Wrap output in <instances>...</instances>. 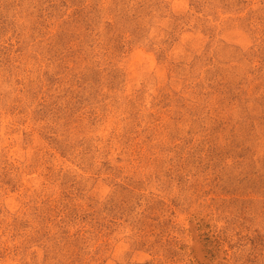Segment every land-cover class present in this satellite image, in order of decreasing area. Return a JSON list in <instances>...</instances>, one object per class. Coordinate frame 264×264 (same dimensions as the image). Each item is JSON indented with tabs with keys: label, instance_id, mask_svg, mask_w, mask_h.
<instances>
[{
	"label": "rangeland",
	"instance_id": "obj_1",
	"mask_svg": "<svg viewBox=\"0 0 264 264\" xmlns=\"http://www.w3.org/2000/svg\"><path fill=\"white\" fill-rule=\"evenodd\" d=\"M0 264H264V0H0Z\"/></svg>",
	"mask_w": 264,
	"mask_h": 264
}]
</instances>
